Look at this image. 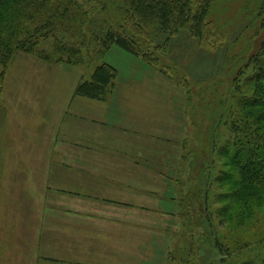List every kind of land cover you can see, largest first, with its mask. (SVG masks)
<instances>
[{"label": "rangeland", "instance_id": "rangeland-1", "mask_svg": "<svg viewBox=\"0 0 264 264\" xmlns=\"http://www.w3.org/2000/svg\"><path fill=\"white\" fill-rule=\"evenodd\" d=\"M210 2L208 21L215 28L210 38L200 42L183 30L168 42L167 35L156 39L167 44L158 55L168 75L117 45L104 59L118 70V85L150 88L141 91L144 102L135 105L152 113L159 134L179 126L174 133L188 137L183 163L189 160L190 168L181 172V180L184 198L191 196V219H183L185 207H180L173 222L178 229L174 264L180 259L182 264H242L264 253V213L239 225L234 206L227 209L233 201L217 197L230 190L227 183L220 186L215 179L232 169L218 149L233 142L226 121L237 90L252 91L246 79L253 68L247 64L264 42V12L259 10L264 1ZM98 64H50L20 53L8 71L2 125L0 113V264H33L31 255L41 236L46 238L59 211L47 139L61 129L56 126L61 119L64 126L71 122L74 100L84 98L74 96L75 87L82 78L90 79Z\"/></svg>", "mask_w": 264, "mask_h": 264}, {"label": "crops", "instance_id": "crops-1", "mask_svg": "<svg viewBox=\"0 0 264 264\" xmlns=\"http://www.w3.org/2000/svg\"><path fill=\"white\" fill-rule=\"evenodd\" d=\"M148 89L116 83L106 101L77 98L71 122L49 134L59 211L33 264H174L188 137L179 126L159 134L136 107Z\"/></svg>", "mask_w": 264, "mask_h": 264}, {"label": "trees", "instance_id": "trees-1", "mask_svg": "<svg viewBox=\"0 0 264 264\" xmlns=\"http://www.w3.org/2000/svg\"><path fill=\"white\" fill-rule=\"evenodd\" d=\"M210 5V0H0L1 125L7 115L1 96L18 54L50 64L82 67L99 61L91 78L78 82L74 96L106 101L116 88L119 74L104 61L114 45L168 75L159 66L162 58L158 55L167 44H156V39L167 35L168 42L186 30L204 42L215 29L208 21ZM259 10L264 12V2ZM247 66L253 68L246 79L252 91L237 90L226 121L233 142L217 150L228 158L226 164L232 169L214 176L220 186L227 183L230 190L217 197L233 201H227V209L234 206L239 225L264 213V42ZM197 192L193 190L192 196ZM190 198L183 197L180 204L185 207L181 215L189 222ZM242 264H264V253Z\"/></svg>", "mask_w": 264, "mask_h": 264}]
</instances>
